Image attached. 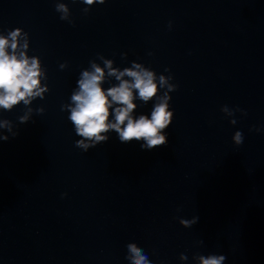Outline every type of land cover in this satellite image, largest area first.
<instances>
[{"label":"water","instance_id":"1","mask_svg":"<svg viewBox=\"0 0 264 264\" xmlns=\"http://www.w3.org/2000/svg\"><path fill=\"white\" fill-rule=\"evenodd\" d=\"M17 28L47 90L0 108L12 128L0 127V264H129L128 243L152 264H199L197 253L264 264V0H0V35ZM105 60L173 76L165 145L110 129L76 146L71 95L90 62L105 90L119 83ZM164 90L137 93L134 118H150Z\"/></svg>","mask_w":264,"mask_h":264},{"label":"clouds","instance_id":"2","mask_svg":"<svg viewBox=\"0 0 264 264\" xmlns=\"http://www.w3.org/2000/svg\"><path fill=\"white\" fill-rule=\"evenodd\" d=\"M104 3L105 0H83L87 6L94 3ZM56 11L61 13L60 19L65 20L68 12L64 4L56 3ZM85 12L88 11L86 7ZM171 27V22H169ZM27 33L21 34L20 28L10 31L7 36L0 35V108L10 110L14 105L23 102L28 105L33 98H43V93L47 86H40L42 75L39 61L35 56L29 57L26 54L28 40ZM23 40V43H21ZM18 47L22 50L17 51ZM11 49V51H9ZM105 67L108 69V76L115 77L118 84L108 87L105 90L102 82L105 79L104 68L95 62H90L91 70L84 69L78 79V90L71 95L72 104L69 105V120L75 128L76 134L81 139L76 140V146L84 151L96 146L101 142H106L109 137L104 135L110 129L118 133L119 140L123 143L144 141L142 149L151 150L167 143L165 130L169 127L173 111L170 110L169 101L171 97L168 92L176 89L177 85L169 83L173 76L169 74L167 78L161 74L157 78L154 71L142 67L141 64L133 62L132 67H126L123 71L112 67V61L105 60ZM63 67V65H61ZM166 71H168L166 69ZM127 76L130 79H124ZM162 95L158 96L151 111V117L140 115L134 118L133 110L136 108L134 99L136 94L144 102L156 97L161 89H165ZM114 108L115 119L110 121V116ZM246 115L243 109H239ZM223 111L227 112L225 107ZM27 115L20 117L21 123L26 122ZM235 123V121H233ZM0 127H7L11 132V125L5 121ZM260 129L257 128L256 131ZM15 136L16 133H13ZM7 140V136L0 137ZM233 140L240 145L243 142V134L237 131ZM63 195H66L63 194ZM199 217L193 216L190 220L180 219V224L184 227H191L198 222ZM203 243V241H199ZM129 264H152L143 249L136 243L127 244ZM199 264H224L226 256L223 254L211 253L208 255L195 254ZM180 259L186 261L188 256L180 254Z\"/></svg>","mask_w":264,"mask_h":264}]
</instances>
